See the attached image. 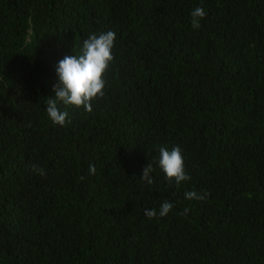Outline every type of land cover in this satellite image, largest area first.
I'll return each instance as SVG.
<instances>
[{"label":"trees","instance_id":"1","mask_svg":"<svg viewBox=\"0 0 264 264\" xmlns=\"http://www.w3.org/2000/svg\"><path fill=\"white\" fill-rule=\"evenodd\" d=\"M108 31L104 97L55 125L58 62ZM0 264H264V0H0Z\"/></svg>","mask_w":264,"mask_h":264},{"label":"clouds","instance_id":"2","mask_svg":"<svg viewBox=\"0 0 264 264\" xmlns=\"http://www.w3.org/2000/svg\"><path fill=\"white\" fill-rule=\"evenodd\" d=\"M191 25L194 29H198L200 21L206 17V12L202 7H196L191 12ZM29 33V38H30ZM116 34L113 31L101 33L98 36L92 34L83 41L81 54L65 56L58 62L56 69L58 76V84L53 86L55 98H46V112L50 120L59 126H64L69 113L61 111L58 102H62L65 106H74L83 108L86 112L93 111L92 102L97 98H103L105 95L106 80L105 76L109 70L110 64L114 60L112 49ZM28 41L26 40V43ZM159 167L169 181H175L179 186L182 182L188 181L191 177L185 171L184 158L179 146L173 147L169 151L165 147H160ZM33 171H37L33 167ZM95 166L89 165V173L95 174ZM154 171L151 164L143 170L142 180L151 185L155 181L151 176ZM39 174L43 175V169L39 170ZM83 179V178H82ZM185 198L188 200L203 199V196L195 191L186 192ZM171 202L162 203L159 215L167 216L172 210ZM185 214L189 211L185 209ZM145 215L152 219L156 217V210H145Z\"/></svg>","mask_w":264,"mask_h":264}]
</instances>
